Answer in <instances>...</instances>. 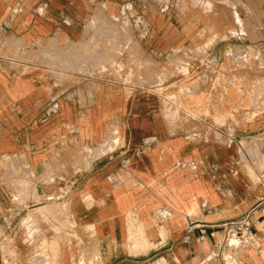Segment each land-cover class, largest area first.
Segmentation results:
<instances>
[{"label": "crops", "instance_id": "0c3cea01", "mask_svg": "<svg viewBox=\"0 0 264 264\" xmlns=\"http://www.w3.org/2000/svg\"><path fill=\"white\" fill-rule=\"evenodd\" d=\"M176 3L0 0V41L18 57L49 51L105 18L127 21L145 55L164 60L201 32ZM236 3L235 37L204 59L220 82L235 60L237 83L249 84L264 77V0ZM223 86L226 106L252 118L234 134L194 137L168 121L157 93L95 78L57 87L45 66L0 56V158H23L35 206L60 197L67 207L76 236L63 242L64 264H264V109ZM247 214L248 241L227 232Z\"/></svg>", "mask_w": 264, "mask_h": 264}, {"label": "rangeland", "instance_id": "374dc122", "mask_svg": "<svg viewBox=\"0 0 264 264\" xmlns=\"http://www.w3.org/2000/svg\"><path fill=\"white\" fill-rule=\"evenodd\" d=\"M176 1L183 17L201 23V32L189 46L164 60L145 55L127 21L105 18L89 25L80 39L63 47L51 46L49 51H42L41 45L34 50L20 47L18 57L17 50L0 41V56L45 66L57 87L70 89L95 78L131 95L157 93L168 121L194 137H217L214 128L234 134L252 118L247 114L252 110L239 109L236 105L227 107L228 90L223 85L246 93L253 111H262L264 77L249 84L237 83L233 75L237 64L233 60L229 76L220 82L204 56L222 35L235 37V25L240 24L237 0ZM13 47L17 49L19 45ZM33 190L23 158L1 157L0 264L65 263L63 242L71 235L76 236L67 207L58 202L60 197H51L52 200L35 206L39 199L32 194ZM29 215L30 225L25 221Z\"/></svg>", "mask_w": 264, "mask_h": 264}, {"label": "built area", "instance_id": "2783aa9c", "mask_svg": "<svg viewBox=\"0 0 264 264\" xmlns=\"http://www.w3.org/2000/svg\"><path fill=\"white\" fill-rule=\"evenodd\" d=\"M250 225H251L250 217L247 214L242 219L229 223L227 225V232L233 233L240 240L248 241L250 240V232H249Z\"/></svg>", "mask_w": 264, "mask_h": 264}, {"label": "bare ground", "instance_id": "6f19581e", "mask_svg": "<svg viewBox=\"0 0 264 264\" xmlns=\"http://www.w3.org/2000/svg\"><path fill=\"white\" fill-rule=\"evenodd\" d=\"M34 219H35V218H34ZM30 220H31V216L29 215V216L26 217L25 221L29 222V225H30V223H32ZM26 224H28V223H26ZM28 230H29V229H28ZM34 232H35V231H34ZM31 233H32V232H31ZM36 258H37V257H36ZM40 258H41V257H40ZM40 258H37V259H40ZM41 259H43V258H41ZM30 260H31V259H30ZM35 260H36V259H35ZM42 261H43V260H42ZM40 262H41V261H40ZM45 262H46V261H45ZM37 263H39V261H37L36 264H37ZM34 264H35V262H34ZM39 264H40V263H39ZM42 264H44V263H42Z\"/></svg>", "mask_w": 264, "mask_h": 264}]
</instances>
